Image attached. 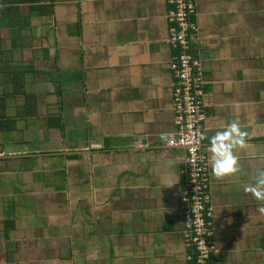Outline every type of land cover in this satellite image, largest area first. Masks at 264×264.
Wrapping results in <instances>:
<instances>
[{
    "label": "crops",
    "instance_id": "crops-1",
    "mask_svg": "<svg viewBox=\"0 0 264 264\" xmlns=\"http://www.w3.org/2000/svg\"><path fill=\"white\" fill-rule=\"evenodd\" d=\"M202 147L236 120L216 178L213 264H264V0H195ZM32 6V7H31ZM167 0H0V264H189ZM21 21V22H20ZM211 170V169H210Z\"/></svg>",
    "mask_w": 264,
    "mask_h": 264
},
{
    "label": "built area",
    "instance_id": "built-area-1",
    "mask_svg": "<svg viewBox=\"0 0 264 264\" xmlns=\"http://www.w3.org/2000/svg\"><path fill=\"white\" fill-rule=\"evenodd\" d=\"M169 23L167 43L171 48L168 62L173 77L172 97L178 131L174 135L162 134L170 146L185 149L181 169L184 181L181 199L184 204L185 257L189 264H213L219 252L215 241L214 204L210 182L209 158L204 153L201 123L206 115L203 86L205 76L196 50L198 24L195 0H167Z\"/></svg>",
    "mask_w": 264,
    "mask_h": 264
},
{
    "label": "clouds",
    "instance_id": "clouds-1",
    "mask_svg": "<svg viewBox=\"0 0 264 264\" xmlns=\"http://www.w3.org/2000/svg\"><path fill=\"white\" fill-rule=\"evenodd\" d=\"M246 135L241 125L236 120H232L223 127V130L216 131L208 137L209 165L213 176L221 178L240 171L241 166L234 150L243 147L246 143ZM195 138L198 141L203 138V135L197 133ZM244 191L251 193L257 201H264V167L256 169L252 182L245 185ZM258 211L264 213V205L259 206Z\"/></svg>",
    "mask_w": 264,
    "mask_h": 264
},
{
    "label": "trees",
    "instance_id": "trees-1",
    "mask_svg": "<svg viewBox=\"0 0 264 264\" xmlns=\"http://www.w3.org/2000/svg\"><path fill=\"white\" fill-rule=\"evenodd\" d=\"M14 2H19V3H23V2H32V4H34V2H36V1H38V0H13ZM52 2L54 1V0H51ZM32 7V6H31ZM21 22V21H20Z\"/></svg>",
    "mask_w": 264,
    "mask_h": 264
}]
</instances>
